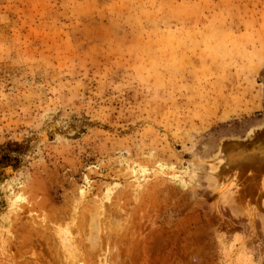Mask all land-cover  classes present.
<instances>
[{
    "label": "rangeland",
    "instance_id": "374dc122",
    "mask_svg": "<svg viewBox=\"0 0 264 264\" xmlns=\"http://www.w3.org/2000/svg\"><path fill=\"white\" fill-rule=\"evenodd\" d=\"M263 123L264 0H0V264H264Z\"/></svg>",
    "mask_w": 264,
    "mask_h": 264
},
{
    "label": "bare ground",
    "instance_id": "6f19581e",
    "mask_svg": "<svg viewBox=\"0 0 264 264\" xmlns=\"http://www.w3.org/2000/svg\"><path fill=\"white\" fill-rule=\"evenodd\" d=\"M230 140L235 141L231 144ZM221 141L212 171V177L219 180L216 197L227 200L229 196L234 203L247 208L253 206L254 211L263 208L264 213V123L250 129L243 140L223 138ZM244 209L250 213V209Z\"/></svg>",
    "mask_w": 264,
    "mask_h": 264
},
{
    "label": "water",
    "instance_id": "95a60500",
    "mask_svg": "<svg viewBox=\"0 0 264 264\" xmlns=\"http://www.w3.org/2000/svg\"><path fill=\"white\" fill-rule=\"evenodd\" d=\"M230 141H232L231 144H233L235 140H230Z\"/></svg>",
    "mask_w": 264,
    "mask_h": 264
}]
</instances>
